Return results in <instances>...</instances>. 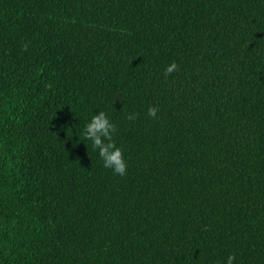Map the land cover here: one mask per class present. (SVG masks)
<instances>
[{
  "label": "trees",
  "instance_id": "1",
  "mask_svg": "<svg viewBox=\"0 0 264 264\" xmlns=\"http://www.w3.org/2000/svg\"><path fill=\"white\" fill-rule=\"evenodd\" d=\"M230 255L264 264V0H0V264Z\"/></svg>",
  "mask_w": 264,
  "mask_h": 264
},
{
  "label": "clouds",
  "instance_id": "2",
  "mask_svg": "<svg viewBox=\"0 0 264 264\" xmlns=\"http://www.w3.org/2000/svg\"><path fill=\"white\" fill-rule=\"evenodd\" d=\"M24 50H27V45L24 46ZM178 70L176 62H172L165 69V76H170L172 73ZM159 109L155 106L148 109V116L155 118ZM138 114H129L127 119L135 120ZM116 125L109 119L108 115L104 111L98 112L92 116L91 120L86 124L83 129L84 138L92 141L94 149L99 150V156L103 160V166L107 169H111L115 174L124 176L127 173V163L124 158L123 150L117 147L116 142L113 139V134L116 133ZM235 256L230 255L227 260V264H233Z\"/></svg>",
  "mask_w": 264,
  "mask_h": 264
}]
</instances>
